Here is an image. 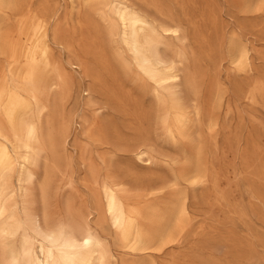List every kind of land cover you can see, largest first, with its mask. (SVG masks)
<instances>
[{
  "label": "rangeland",
  "instance_id": "1",
  "mask_svg": "<svg viewBox=\"0 0 264 264\" xmlns=\"http://www.w3.org/2000/svg\"><path fill=\"white\" fill-rule=\"evenodd\" d=\"M133 2L160 22L168 21L147 4ZM158 2L192 36L200 30L207 34L214 48L209 55L207 47L203 48L198 40L190 45L200 58L198 67L206 75L202 108L207 113L214 107L217 111L214 131L207 127L203 131L207 182L196 187L189 183L172 187L171 182L187 168L186 157H195V146L190 139L174 142L167 136L150 98L144 97L137 85L121 73L113 50L107 46L106 26L101 18L91 13L83 0H27L26 13L44 9L50 15L53 55L71 76L73 88L72 98L64 108L65 114L72 118V136L68 148L59 151L65 172L57 174L51 186L50 214L55 219H64L69 203L85 212L91 208L89 167L93 165L102 178L114 175L132 189L144 191L165 186L156 197H151L152 203L172 204L180 192L188 197L193 217L188 232L179 243L143 255L121 250L106 216L94 213L92 223L98 226L120 262L264 264V0ZM11 18L10 24L16 25L18 18L13 14ZM234 35L249 46L251 60L247 74L230 69L227 47ZM80 61L83 68L72 66ZM121 83L130 92V97H123L122 101L117 96L121 95ZM211 83L221 87V101L216 94H209ZM259 87L261 91L253 96ZM88 88L95 90L92 104L85 92ZM244 88L249 90V98ZM82 118L88 120L84 128L80 125ZM89 130L91 134L98 133L100 141H91ZM145 140L157 157L153 165L138 163L135 157ZM44 170L42 163L40 180ZM13 185L17 187L18 175L13 178ZM30 203L35 212L44 210L40 181L34 187ZM20 214L24 216L22 208ZM100 220L104 221L102 226ZM12 245L13 249L20 248L21 238ZM11 251L5 256L9 257Z\"/></svg>",
  "mask_w": 264,
  "mask_h": 264
},
{
  "label": "bare ground",
  "instance_id": "2",
  "mask_svg": "<svg viewBox=\"0 0 264 264\" xmlns=\"http://www.w3.org/2000/svg\"><path fill=\"white\" fill-rule=\"evenodd\" d=\"M26 1L0 0V264H128L120 262L98 226L92 223L94 213L106 216L119 248L128 254L143 255L179 243L193 222L184 193L180 192L172 204L152 203L151 197H156L165 186L144 191L132 189L114 175L102 178L93 165L89 167L91 208L87 207L85 212L69 203L64 219L50 214L51 186L55 176L65 172L59 151L68 148L72 136V118L64 108L72 98L73 88L71 76L53 55L50 15L44 9L26 13ZM137 1L155 9L168 21L160 22L133 0H83L105 24L107 46L113 50L121 73L137 85L144 97L150 98L167 136L174 142L190 139L195 146V157H186L187 168L171 182L172 187L179 188L184 183L201 186L208 180L203 131L205 127L214 131L217 111L214 107L207 113L202 108L206 75L198 67L200 58L190 45L198 40L203 48L207 47L209 55L214 48L207 34L200 30L192 36L165 12L158 0ZM12 14L18 18L16 25L10 24ZM227 56L232 71L249 72V46L240 37H230ZM72 66L83 68L84 64L80 61ZM119 86V99L130 97L124 84ZM209 86V94H216L221 101V87L216 83ZM261 89L257 88L253 96ZM94 91H85L88 101L94 97ZM244 92L249 98V90L244 88ZM87 122L82 118L81 127ZM87 135L93 142L100 141L98 133L91 134L89 130ZM146 142L135 157L138 163L153 165L157 157ZM42 163L45 170L40 180ZM15 175L17 187L13 185ZM38 181L44 204L41 212L32 210L30 203ZM21 208L24 216L20 214ZM103 222L100 220V226ZM18 237L21 246L16 250L12 242ZM9 249L11 254L6 257ZM132 264L155 263L144 260Z\"/></svg>",
  "mask_w": 264,
  "mask_h": 264
}]
</instances>
